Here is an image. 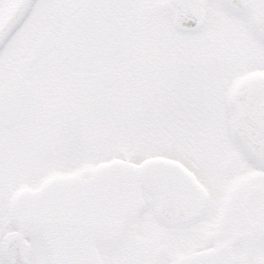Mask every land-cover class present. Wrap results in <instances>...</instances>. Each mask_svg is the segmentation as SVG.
<instances>
[{
    "label": "snow or ice",
    "instance_id": "6c2138e0",
    "mask_svg": "<svg viewBox=\"0 0 264 264\" xmlns=\"http://www.w3.org/2000/svg\"><path fill=\"white\" fill-rule=\"evenodd\" d=\"M0 264H264V0H0Z\"/></svg>",
    "mask_w": 264,
    "mask_h": 264
}]
</instances>
